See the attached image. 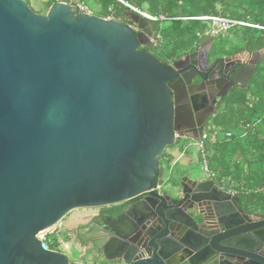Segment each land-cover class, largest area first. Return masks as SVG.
Masks as SVG:
<instances>
[{
	"label": "water",
	"instance_id": "95a60500",
	"mask_svg": "<svg viewBox=\"0 0 264 264\" xmlns=\"http://www.w3.org/2000/svg\"><path fill=\"white\" fill-rule=\"evenodd\" d=\"M128 15L140 32L64 1L41 14L0 0V264H85L38 235L74 209L139 195L140 217L125 216L149 241L122 243L125 264H264V214L213 180L183 176L176 194L154 189L158 157L194 116L184 66L198 54L205 63L211 41L170 68L138 48L150 42L146 17ZM262 51L221 100L235 82L246 87Z\"/></svg>",
	"mask_w": 264,
	"mask_h": 264
},
{
	"label": "trees",
	"instance_id": "16d2710c",
	"mask_svg": "<svg viewBox=\"0 0 264 264\" xmlns=\"http://www.w3.org/2000/svg\"><path fill=\"white\" fill-rule=\"evenodd\" d=\"M57 1L49 0L48 7ZM61 1L74 7L83 3L92 14L126 24L131 22L130 7L120 0ZM124 1L156 18H146L150 42L138 48L152 54L167 67L208 40L211 41L210 57L251 55L264 50V0ZM26 2L30 5V0ZM199 17H221L244 24H232L212 34L215 29L212 19ZM256 68L246 87L232 89L211 115L204 130L207 138L203 140V150H198L197 158L201 162L205 155L215 174L213 181L222 189L234 191L245 211L264 213V60L259 61ZM168 148L158 157L160 166L154 185L163 178L161 159L168 163L173 160ZM180 149L185 150L184 146ZM177 179L173 185L179 184L180 175ZM54 235L47 234L44 242L50 249L60 251Z\"/></svg>",
	"mask_w": 264,
	"mask_h": 264
},
{
	"label": "flooded vegetation",
	"instance_id": "af4514ba",
	"mask_svg": "<svg viewBox=\"0 0 264 264\" xmlns=\"http://www.w3.org/2000/svg\"><path fill=\"white\" fill-rule=\"evenodd\" d=\"M130 24L134 25L132 22H130ZM134 30L136 33L140 32L137 27ZM186 55L181 59H184ZM237 55L238 54L224 57H210V53H208L207 60L205 63H202L198 54L195 58L197 62L195 65L187 64L184 66V69H186L184 73H186L187 78H189L191 82L190 85L185 83V87L188 91L190 106L194 116H192V119L180 121L178 124L177 133L182 134V138H187L189 136L195 139L199 138L207 127L212 117L211 115L223 102L224 98L221 100V96L224 90L231 84L233 80L232 75L238 73L240 74V78H245L247 75V71L244 67L248 65L251 55L247 54L248 57L246 60L241 59ZM172 67L173 64L170 68ZM180 77L181 74L174 78L172 83L179 81ZM240 85L241 83L235 82L232 89L240 87ZM211 111H213V113L209 116ZM157 185H154V188ZM164 185H160V190H156L161 193L164 192ZM144 197L145 195H139L118 204L92 207L93 210H95L86 213L78 219L77 225L70 230L69 236L71 237V242L74 243L76 239L80 244L84 246L89 245L93 250H98L106 259L110 260L111 263L125 264L118 256V247L121 246L122 243H128L134 248L138 247V245L147 244L149 241L147 235L140 227L134 228L133 224H129L128 219H133L129 216H125V213L130 210L131 214H133L131 215L132 217L135 216L139 218L142 208L141 201ZM255 213L262 212L258 211L250 214ZM131 228L133 231H131L132 234L129 236ZM106 246L113 248L111 252H117V257L110 258L105 251ZM115 254L116 253H114V255Z\"/></svg>",
	"mask_w": 264,
	"mask_h": 264
},
{
	"label": "rangeland",
	"instance_id": "374dc122",
	"mask_svg": "<svg viewBox=\"0 0 264 264\" xmlns=\"http://www.w3.org/2000/svg\"><path fill=\"white\" fill-rule=\"evenodd\" d=\"M29 1V0H28ZM48 1L49 0H30V6L31 8L41 14H46L50 7H48ZM61 1V0H58ZM77 8V7H76ZM98 9V7H96ZM131 19V18H130ZM135 29L137 27L136 24L132 25ZM225 24L223 23H217L214 25L216 29L213 30V33H217L218 30L224 29ZM263 56H264V50ZM241 59L246 60L248 55L247 53H241L238 55ZM198 141V138H193L191 136L187 138H183L181 140H178L174 145L169 146L167 149L168 152H173L176 157H181V153L183 150L180 148L184 146L186 149L185 154L182 155V162H176L175 156H173V160L168 163L165 161V159H161L162 166L164 169L163 178L165 180L164 189L168 191L171 194L178 193L176 190V187L173 185V183L178 182L177 176L180 175V178L183 176H191L198 180L207 179V174L203 169L202 162H200L197 158V152L199 150L198 145L196 144ZM189 158V159H188ZM188 163H184L183 161H188ZM95 210V209H94ZM93 208H77L72 211H70L68 214H66L61 220V226L59 227V224L56 225V235H54V239L58 240L57 248L58 250L62 251L63 253L67 254L70 258L71 262H82V263H90V264H115L111 263L110 260L106 259L105 256H103L102 253H100L98 250H93L90 248L89 245L84 246L83 244H80L78 240H74V243L71 242V237L69 236L70 230H72L76 225L78 219H80L82 216H84L86 213H90L91 211H94ZM52 230V229H49ZM45 232V231H44ZM43 233V232H42ZM50 231H47L45 233L49 234ZM41 234V233H40ZM52 241V240H51ZM52 243V242H51Z\"/></svg>",
	"mask_w": 264,
	"mask_h": 264
},
{
	"label": "built area",
	"instance_id": "2783aa9c",
	"mask_svg": "<svg viewBox=\"0 0 264 264\" xmlns=\"http://www.w3.org/2000/svg\"><path fill=\"white\" fill-rule=\"evenodd\" d=\"M120 1H121L123 4L127 5L128 7H130L131 10L143 14L146 18H149V19H156L155 17H151L150 15H148V14L142 12V11L139 10L137 7H134V6L130 5V4H128V3L125 2L124 0H120ZM77 8H78L80 11H82V12H86V13H90V14H92L91 10H90L85 4H83V3H79V4L77 5ZM109 18H110V17H109ZM199 18H201V19H209V18H210V19H212L214 25L217 24V23H223V24H225L224 29L228 28V27H229L230 25H232V24H236V23L244 24L243 22H237V21H233V20H229V19H225V18H221V17H199ZM215 29H216V28H215ZM213 30H214V29H213ZM213 30H212V34H214V33H213ZM218 31H219V30H218ZM215 34H216V33H215ZM227 135L230 136V133H227ZM206 138H207V133L203 132V133L201 134V136L198 138V141H197V143H196L201 151L203 150V140L206 139ZM201 162H202V165H203V169H204V171H205L206 174H207V178H208V179H213L214 176H215V174H214V172H212L211 169L209 168L207 158L205 157L204 154L202 155V160H201ZM154 189H155V190H156V189H157V190H160V184H158ZM228 191H229L228 193H230V194H232V195H235V192H234V191H230V190H228ZM58 223H60V221L57 222L55 225H53L52 227L49 228V229H52V230L47 229V230H45V232L43 231V233L41 232V234L38 235L39 238H40V240L44 243L46 249H50V248H49V247L47 246V244L44 242V241H45V238H46V236H47V234H46V236H45V233H46L47 231H50L49 234H51V233H55V234H57L55 230H57V229H56V225H58ZM60 226H61V223L59 224V227H60Z\"/></svg>",
	"mask_w": 264,
	"mask_h": 264
},
{
	"label": "crops",
	"instance_id": "0c3cea01",
	"mask_svg": "<svg viewBox=\"0 0 264 264\" xmlns=\"http://www.w3.org/2000/svg\"><path fill=\"white\" fill-rule=\"evenodd\" d=\"M185 152H186V149L181 153V157H176V155L173 153V152H171L174 156H175V161H174V163H176V162H179V161H181L182 160V155L183 154H185ZM189 159V158H188ZM190 160H188V161H183L184 163H188ZM182 162V161H181ZM208 179V178H207ZM208 180H213V179H208ZM217 185V184H216ZM219 188H222L221 186H219V185H217ZM223 190H225V189H223ZM226 192H229L228 190H225ZM231 191V190H230Z\"/></svg>",
	"mask_w": 264,
	"mask_h": 264
}]
</instances>
